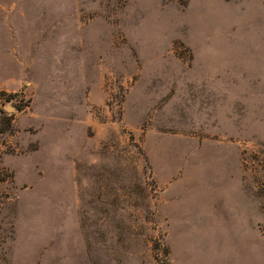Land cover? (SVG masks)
<instances>
[{
  "label": "rangeland",
  "instance_id": "obj_1",
  "mask_svg": "<svg viewBox=\"0 0 264 264\" xmlns=\"http://www.w3.org/2000/svg\"><path fill=\"white\" fill-rule=\"evenodd\" d=\"M0 110V264H264V0H0Z\"/></svg>",
  "mask_w": 264,
  "mask_h": 264
},
{
  "label": "trees",
  "instance_id": "obj_2",
  "mask_svg": "<svg viewBox=\"0 0 264 264\" xmlns=\"http://www.w3.org/2000/svg\"><path fill=\"white\" fill-rule=\"evenodd\" d=\"M16 96V95H11ZM26 106L19 105L16 109L17 111L24 110ZM13 123L14 117L13 115H9L4 110H0V138L6 134H11L13 132ZM164 264H169V250L164 246Z\"/></svg>",
  "mask_w": 264,
  "mask_h": 264
}]
</instances>
